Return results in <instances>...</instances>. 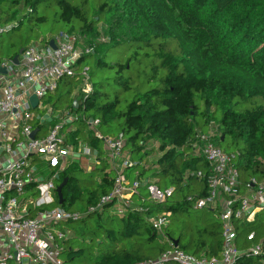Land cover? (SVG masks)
Returning <instances> with one entry per match:
<instances>
[{
    "label": "trees",
    "instance_id": "trees-1",
    "mask_svg": "<svg viewBox=\"0 0 264 264\" xmlns=\"http://www.w3.org/2000/svg\"><path fill=\"white\" fill-rule=\"evenodd\" d=\"M0 25L7 28L0 39H15L0 62H13L29 45L47 46L63 34L94 48L44 99L53 113L67 106L76 117L64 128L67 139L96 154L87 168L76 161L61 173L56 186L67 179L63 204L57 195L43 207L82 214L60 225L76 224L67 228L71 235L62 259L157 263L175 242L192 256L220 257L219 212L194 208L207 195L209 166L194 155L193 145L198 135L214 132L211 142L233 157L243 185L264 176V0H0ZM104 83L112 84V94L99 91ZM86 119L100 121L96 131L102 139ZM52 125L45 123L40 131ZM104 139L124 141L122 156L132 166L121 171L131 186L139 184L123 216L112 205L89 211L111 194L118 176ZM149 182L172 195L153 202ZM164 213L170 223L160 235L149 219ZM236 232L238 247L246 252L264 238L262 216L256 224L236 223ZM253 232L255 240L249 241ZM255 262L244 254L237 264Z\"/></svg>",
    "mask_w": 264,
    "mask_h": 264
},
{
    "label": "built area",
    "instance_id": "built-area-1",
    "mask_svg": "<svg viewBox=\"0 0 264 264\" xmlns=\"http://www.w3.org/2000/svg\"><path fill=\"white\" fill-rule=\"evenodd\" d=\"M6 31L7 28L0 25V36ZM53 40L55 50L40 43L29 45L18 66L9 60L0 62V67L7 71L6 75L0 74V264H69L61 254L71 232L61 229L60 225L78 221L82 214L61 207H43L55 200L56 182L71 163L78 161L76 156L96 159L95 151L89 146L81 142L76 146L67 139L64 128L75 121V115L69 111L53 113L44 101L55 93L61 79L74 75L77 62L84 55L92 54L94 48H81V40L73 35L63 34ZM87 72L88 69H84L85 77ZM85 92H91L89 86ZM32 96L40 101L35 110L29 101ZM48 118L55 122L41 138L40 126ZM86 123L88 129L102 139L96 131L100 121L86 119ZM34 131L37 132L32 139ZM213 136L214 132L209 136L200 134L193 145L194 155L203 158L209 166L207 195L196 201L194 208H212L219 212L223 231L221 255L192 256L170 243L171 249L157 263L150 264L169 261L177 264H237L244 254L253 256L255 264H264V238L242 252L236 232L238 222L256 224L260 216L264 221V176L261 181L250 178L243 185L233 157L211 142ZM104 143L113 163L123 155L122 139H104ZM127 166H132L129 160H126ZM115 169L118 176L111 194L90 208V212L112 205V211L123 216L132 207L131 197L139 184L131 186L122 171ZM196 176L204 177L201 172ZM148 192L150 199L158 204L172 195V190L162 191L151 182ZM149 221L162 235L170 223L169 214L157 215ZM255 237L253 232L248 240L254 241Z\"/></svg>",
    "mask_w": 264,
    "mask_h": 264
},
{
    "label": "rangeland",
    "instance_id": "rangeland-1",
    "mask_svg": "<svg viewBox=\"0 0 264 264\" xmlns=\"http://www.w3.org/2000/svg\"><path fill=\"white\" fill-rule=\"evenodd\" d=\"M57 28V31H60L61 30V27L60 26H58V27H56ZM12 39L13 38H11V37H9V36H7V35H5V36H3L1 39H0V49L1 48H3V50L5 49L6 50V48H9V46L11 45V43H12ZM13 41H15V39H13ZM84 46H87V45H85V42L82 40L81 41V44H80V47L82 48V47H84ZM8 54H9V52H8ZM7 56V50L6 51H3V53H1L0 52V57H6ZM90 64L93 66V63L92 62H90ZM108 76H109V72H107L106 73ZM95 82H97V81H95ZM107 84H105L104 83V85H102L101 87H100V89H99V91L100 92H103V93H108L109 92V94L111 93L112 94V90H113V87H112V84H110L109 86H106ZM117 97H118V95H116ZM109 97H110V99H114V97H115V95L113 94V95H109ZM120 98H121V96H120ZM66 105L64 104L63 105V108L61 109V110H63V111H66L67 109H66ZM223 150H226L225 148H223ZM130 151H126V154H128ZM80 155H82V154H80ZM78 158V161H80L81 163H82V165H80V166H82V167H86V166H88V164H90V160H89V158H87V157H83V156H76V159ZM125 165H126V157L125 156H121L120 158H117V159H115V162L113 163V166H117L116 168L118 169V170H121L123 167H125ZM87 168V167H86ZM85 169V168H84ZM248 171H246V173H245V175H247L248 173H247ZM243 175V174H242ZM73 226H76V224L75 225H70V226H68V225H64L63 227H64V229H70V228H73Z\"/></svg>",
    "mask_w": 264,
    "mask_h": 264
},
{
    "label": "water",
    "instance_id": "water-1",
    "mask_svg": "<svg viewBox=\"0 0 264 264\" xmlns=\"http://www.w3.org/2000/svg\"><path fill=\"white\" fill-rule=\"evenodd\" d=\"M50 47H51L53 50L56 49V46H55V42H54V40H52V41L50 42ZM23 52H24V50L22 49V50L19 52V54L16 55V56L14 57V59H13V64H14V65L18 66V65L20 64V57L22 56ZM0 73L3 74V75H6V74H7V71H6L4 68L0 67ZM29 101H30V104H31L33 110L37 109L38 104H39V102H40L39 99H38L36 96H32V97H30V100H29ZM75 106H76V104H75ZM36 132H37V131H34V133H33V135H32V139L35 138V134H36ZM66 184H67V179H65V180H64V181H63V182L57 187V189H56V193H57V195H58V199H59V205H62V204H63V193H62V191H63V188L66 186ZM174 246L177 247V246H178V242H175V243H174Z\"/></svg>",
    "mask_w": 264,
    "mask_h": 264
},
{
    "label": "crops",
    "instance_id": "crops-1",
    "mask_svg": "<svg viewBox=\"0 0 264 264\" xmlns=\"http://www.w3.org/2000/svg\"><path fill=\"white\" fill-rule=\"evenodd\" d=\"M1 74V73H0ZM47 104V103H46ZM51 108V107H50ZM50 108H48V109H50ZM52 110V109H51ZM66 111H69V109L68 110H66ZM65 111V112H66ZM61 112H64V111H61ZM52 114V113H51ZM49 120L48 121H46V123H53V122H55V121H53L52 119H50V118H48ZM46 134H47V131L45 132V131H42L41 130V133L39 134V137H44V136H46ZM36 135V134H35ZM88 146V145H87ZM93 150V149H92ZM94 151V150H93ZM126 160H128V159H126ZM91 162H90V165L94 162V159H91L90 160ZM88 166H89V164H88ZM117 166H115L114 168H116Z\"/></svg>",
    "mask_w": 264,
    "mask_h": 264
}]
</instances>
